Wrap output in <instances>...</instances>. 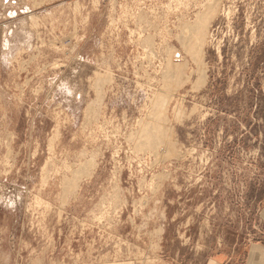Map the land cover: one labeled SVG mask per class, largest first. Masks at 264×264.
I'll return each mask as SVG.
<instances>
[{
    "label": "rangeland",
    "instance_id": "obj_1",
    "mask_svg": "<svg viewBox=\"0 0 264 264\" xmlns=\"http://www.w3.org/2000/svg\"><path fill=\"white\" fill-rule=\"evenodd\" d=\"M178 1L0 0V264L238 263L262 239L264 0ZM207 2L205 83L178 85L167 51Z\"/></svg>",
    "mask_w": 264,
    "mask_h": 264
},
{
    "label": "bare ground",
    "instance_id": "obj_2",
    "mask_svg": "<svg viewBox=\"0 0 264 264\" xmlns=\"http://www.w3.org/2000/svg\"><path fill=\"white\" fill-rule=\"evenodd\" d=\"M180 1V0H179ZM178 1V2H179ZM181 2H182V0H181ZM216 2H218V1H216ZM209 2H207V4L206 5H204V6H202V9L201 10H199V11H197V13L195 14V17H194V19H193V21L190 23V24H186L185 23V25H184V22H182L183 24H182V26L179 24V26L178 27H180L181 29H182V34L181 35H179V36H177V39H178V41L180 42V44H181V46H182V49H183V51L186 53V55L188 56V58H182V60H180V61H177V62H175V61H173V60H171L170 59V54L172 55L173 54V48H171V49H169V51H167L168 52V58L167 59H165L166 60V64H165V70L162 72V73H164L165 74V76H167V77H169L170 79H172V80H174L176 83H178V85L180 84V82L181 83H186V81H188L189 80V77L191 76V74L192 73H194L195 74V85H194V87L195 86H197V85H199V84H203V83H205V79H206V63H204V55H205V45H206V43H207V38H208V35H209V33H208V26H209V24H210V22L212 21V19L218 14L217 12V6H216V4H218V3H211V4H208ZM179 4H181L180 2H179ZM169 6V5H168ZM168 8V7H167ZM219 8V7H218ZM220 11V10H219ZM140 13H142V12H140ZM141 15V14H140ZM144 16H145V14H144ZM31 18V17H30ZM183 18V17H182ZM142 19V18H141ZM180 19H181V17H180ZM37 20V19H36ZM145 20H146V18H145ZM147 21V20H146ZM145 21V22H146ZM33 22V21H32ZM36 23H37V21H36ZM188 23H189V21H188ZM35 24V23H34ZM186 29V30H185ZM141 31V30H140ZM167 47H169V46H167ZM172 51V52H171ZM166 52V53H167ZM153 57V56H152ZM167 57V56H166ZM163 61V60H162ZM189 61L192 63V64H194L195 65V69L194 68H190L189 67ZM164 68V67H163ZM190 70V74L188 73V75H186V71L187 70ZM188 70V71H189ZM108 73V72H107ZM105 75V74H104ZM190 75V76H189ZM100 76H101V74H100ZM109 76V75H108ZM107 77V76H106ZM110 77V76H109ZM97 78V77H96ZM99 78V77H98ZM164 78H166V77H164ZM110 79V78H109ZM169 80V79H168ZM108 84V83H107ZM109 84H110V82H109ZM172 84V83H171ZM170 85V84H169ZM201 86V85H200ZM105 88V87H104ZM167 88V87H166ZM159 89V88H158ZM103 90V89H102ZM162 90V89H161ZM168 91V90H167ZM171 92V91H170ZM156 95H158V94H156ZM161 95V94H160ZM99 97H101V96H99ZM105 97V96H104ZM155 98H157L156 96H154ZM161 97H162V95H161ZM165 97V96H164ZM167 97V96H166ZM104 99V98H103ZM162 99V98H161ZM165 99V98H164ZM100 100V99H99ZM158 100V99H157ZM169 100V99H168ZM162 101H163V99H162ZM151 102H153V100L151 99ZM165 102H166V100H165ZM158 102H156V104H157ZM162 104V103H161ZM163 104H164V102H163ZM162 104V105H163ZM168 104V103H167ZM167 104H165V105H163V107H161L162 108V111H159L160 113H162V119H165V113L167 112ZM149 105V104H148ZM152 105V104H151ZM158 106H159V104H158ZM153 107V106H152ZM158 108V107H157ZM156 107L154 108V112H150V114L152 115L153 114V116H149L148 117V115H147V120L146 121H143V123H142V121H141V124H142V128H141V131H142V138H143V134L144 135H146V136H148L149 137V141L151 142V140H157V141H161V144H162V141H163V138L165 137V136H162V133H163V135L165 134V132L166 131H164L165 129H166V127L165 128H163V127H160V123H159V121L160 120H158L160 117H159V114L157 115V112H158V109H157ZM88 109V108H87ZM86 109V110H87ZM155 109H156V111H155ZM160 109V108H159ZM88 111V110H87ZM149 112V111H148ZM158 112V113H159ZM176 112V111H175ZM179 112V109L177 110V113ZM88 113V112H87ZM149 114V113H148ZM88 115H89V113H88ZM146 116V115H145ZM178 116V115H177ZM88 118V117H87ZM177 118V117H176ZM167 119V118H166ZM138 120V121H139ZM87 121V120H86ZM167 121V120H166ZM85 122V121H84ZM164 122V121H163ZM161 123H162V121H161ZM140 124V123H139ZM140 124V125H141ZM139 125V126H140ZM163 126H165V124L163 125ZM140 128V127H139ZM170 129V128H169ZM137 131V130H136ZM140 131V132H141ZM168 131V130H167ZM139 132V131H138ZM168 133V132H167ZM169 133H171V131L169 132ZM131 134H133V132L132 133H130V136H132ZM146 136H144V137H146ZM148 137H146V138H144V140L146 139V141H148L147 140V138ZM134 138V137H133ZM137 138V137H136ZM142 138H140V139H142ZM139 139V140H140ZM166 139H167V137H166ZM169 140V139H168ZM176 140V139H175ZM132 141V140H131ZM136 141V140H135ZM156 141V143L158 144L159 142H157ZM130 142V141H129ZM134 142V141H133ZM142 142H144L143 140H142ZM168 142V141H167ZM148 143V142H147ZM154 143V142H153ZM163 143H164V141H163ZM166 143V142H165ZM175 143V142H174ZM173 143V144H174ZM142 144V143H141ZM161 144H159V145H161ZM170 144V143H169ZM133 145H134V143H133ZM144 145H145V147H146V145L147 144H145L144 143ZM149 145H151V144H149ZM148 145V146H149ZM159 145H157V147L159 146ZM165 144H163V146H164ZM167 145V144H166ZM172 145V144H171ZM138 146V145H137ZM147 146V147H148ZM146 147V148H147ZM150 147V146H149ZM147 148V149H150V148ZM153 147H154V145H153ZM172 147H174V146H171V148ZM156 148V147H155ZM170 148V149H171ZM166 150V149H165ZM181 150V149H180ZM134 151V150H133ZM154 151V150H153ZM157 151V150H156ZM167 151H169L168 150V148H167ZM179 151V150H178ZM161 152V151H160ZM173 152V151H172ZM153 153H155V152H153ZM166 153V152H165ZM85 154V153H84ZM159 154V153H158ZM153 155V154H152ZM156 155V154H155ZM166 155L168 156V157H170V155L169 154H167L166 153ZM174 155V154H173ZM173 155H171L172 157H173ZM181 155V154H180ZM176 156H177V154H176ZM153 157H156V156H153ZM157 157H158V155H157ZM156 157V158H157ZM165 157V156H164ZM155 158V159H156ZM160 158H161V156H160ZM159 158V159H160ZM165 159V158H164ZM92 161V160H91ZM86 162L85 161V163L84 164H82L80 167H78V169H76L74 172H73V176H71V178H70V181L68 182V181H66L65 179L63 180V183H64V187L66 188L67 186H70L69 187V189L72 191V193H73V190L75 189V187L77 186H79L78 184V182H80V179L83 177V176H88V177H91L90 175H91V173H92V171H93V168L95 167V163H92V162ZM157 161H159V160H157ZM84 162V161H83ZM156 162V161H155ZM154 163V162H153ZM77 168V167H76ZM70 173H72V171H70ZM65 177V176H64ZM88 179V178H87ZM66 181V182H65ZM65 184H67V185H65ZM66 189H68V187L66 188ZM69 189H68V191H69ZM116 189V188H115ZM117 190V189H116ZM63 191H67V190H63ZM64 193V192H63ZM67 193V192H66ZM71 193V194H72ZM65 197V196H64ZM67 197V196H66ZM111 197V196H110ZM62 199H64V198H62ZM64 201V200H63ZM124 202V201H123ZM103 203V202H102ZM105 203V202H104ZM124 204V203H123ZM95 214V213H94ZM94 216V215H93ZM103 264H108L107 262L105 263H103Z\"/></svg>",
    "mask_w": 264,
    "mask_h": 264
},
{
    "label": "crops",
    "instance_id": "obj_3",
    "mask_svg": "<svg viewBox=\"0 0 264 264\" xmlns=\"http://www.w3.org/2000/svg\"><path fill=\"white\" fill-rule=\"evenodd\" d=\"M261 221L264 228V207L261 210ZM202 264H264V233L261 240L251 241L247 244L240 262L235 263L220 257H207Z\"/></svg>",
    "mask_w": 264,
    "mask_h": 264
}]
</instances>
